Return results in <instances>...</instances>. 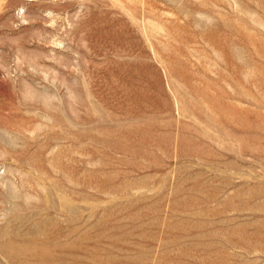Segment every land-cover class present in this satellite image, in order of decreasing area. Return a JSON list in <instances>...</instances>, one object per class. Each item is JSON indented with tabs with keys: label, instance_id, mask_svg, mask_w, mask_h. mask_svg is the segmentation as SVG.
I'll return each instance as SVG.
<instances>
[{
	"label": "rangeland",
	"instance_id": "obj_1",
	"mask_svg": "<svg viewBox=\"0 0 264 264\" xmlns=\"http://www.w3.org/2000/svg\"><path fill=\"white\" fill-rule=\"evenodd\" d=\"M0 264H264V0H0Z\"/></svg>",
	"mask_w": 264,
	"mask_h": 264
}]
</instances>
